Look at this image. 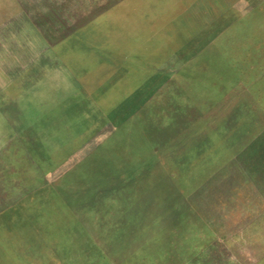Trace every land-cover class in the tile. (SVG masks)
I'll return each instance as SVG.
<instances>
[{
  "label": "rangeland",
  "instance_id": "374dc122",
  "mask_svg": "<svg viewBox=\"0 0 264 264\" xmlns=\"http://www.w3.org/2000/svg\"><path fill=\"white\" fill-rule=\"evenodd\" d=\"M0 264H264V0H0Z\"/></svg>",
  "mask_w": 264,
  "mask_h": 264
}]
</instances>
